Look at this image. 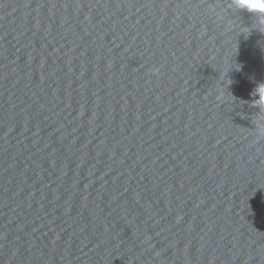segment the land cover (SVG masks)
<instances>
[{"label": "clouds", "instance_id": "clouds-1", "mask_svg": "<svg viewBox=\"0 0 264 264\" xmlns=\"http://www.w3.org/2000/svg\"><path fill=\"white\" fill-rule=\"evenodd\" d=\"M231 6L254 16L259 26L258 30L264 33V0H231ZM154 71H158V69ZM251 95L259 97V99H253L251 101L252 106L264 110V82L259 83ZM260 133L264 135V127L260 128Z\"/></svg>", "mask_w": 264, "mask_h": 264}]
</instances>
